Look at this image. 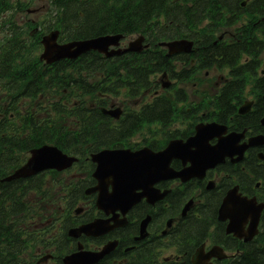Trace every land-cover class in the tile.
Segmentation results:
<instances>
[{
  "label": "trees",
  "instance_id": "16d2710c",
  "mask_svg": "<svg viewBox=\"0 0 264 264\" xmlns=\"http://www.w3.org/2000/svg\"><path fill=\"white\" fill-rule=\"evenodd\" d=\"M11 1L0 0V14L10 9ZM242 1L244 0H53L59 13L53 22L45 24L44 27L60 28L63 31L62 39L86 38L104 33L126 35L137 32L151 38L157 35L156 40L184 35L194 37L193 29L203 26L200 29L203 31L202 34L197 36V47L193 53V56L199 60V68H209L214 64L219 67L227 66L232 69L231 73L234 77L222 89L216 102H211V108L209 107L205 114H198L204 105L199 109H196V106L199 107L200 104L188 109L179 107L177 103L186 101V94L178 90L175 92L174 100L166 96L156 98L153 103L145 105L141 114L129 115L118 126L113 125V129L100 119L86 122L85 127L89 134L76 136L77 138L70 142L92 141L93 145L119 146L123 139L140 131L143 124L150 125L156 122L165 125L176 120L188 121V119H216L222 123L229 115L238 118L237 123L240 128L249 126L257 131V126L253 123L256 122L257 111L244 117L235 113L243 98L248 77H254L257 74L259 67L257 59L259 52L264 49V0H248L245 6H241ZM242 19L244 21L241 26L236 27V34L231 42L214 43L215 28H231ZM34 37L37 38V36ZM12 39L0 60V97L5 94L6 97L2 99L3 106H6V102L8 103L6 113L0 117V177L20 164L25 152L42 144L44 140H50L67 150L65 140L59 137L62 131H67L63 124L67 121L50 119L46 123L34 122V116L32 118L28 112L22 113L21 104L25 103L24 100L27 97H35L41 86L44 87L43 94L47 89H52L59 69H69L73 65L83 69L86 65H95L94 62L89 63V61L99 56L98 53L91 51L81 55L76 64L68 62L69 60L58 61L55 65L58 69L55 72L54 66L45 67L42 72L36 69L31 72L28 65L38 59L27 60L24 57L35 54V50L40 47L38 38L35 39L31 48L20 41L16 34ZM245 54L250 56V60L240 64ZM174 59L166 56L164 51L151 49L138 56L119 58V65L111 74L115 80L110 87V92L117 94L125 90L126 95H139L141 90L153 85L149 79L151 74L162 72V70H168L170 75L178 76L181 80L191 78L192 70L183 69L182 72L176 73L173 66ZM119 70L125 73L122 74ZM47 76L49 78L45 81ZM40 80L43 81L42 85H39ZM257 81L258 87L264 89V75ZM31 83L33 85L30 87ZM29 87L33 92H30ZM100 89L95 87L93 91ZM258 108L260 109L259 105L256 110ZM12 112L14 117L11 119L9 115ZM61 113L62 110L56 115L59 116ZM67 114L70 115L69 117L74 116V111ZM37 181H39L37 186L20 180L0 183V264H24L25 258L21 254L31 242L37 241L39 229L33 226L37 212L30 200L32 188L41 190L44 185L41 176ZM209 202L214 203L212 199ZM203 209L206 211V219L210 220L204 219L202 222L189 224L185 233L190 237L196 236L199 230L205 234L208 225L214 221L212 219L215 218V210L210 209L208 205ZM127 229L136 230V228L132 229L131 224ZM230 241L232 246L238 249V253L234 258L221 261L219 264H264V227L263 232L252 243L246 244L236 239ZM141 247L139 257L136 258L137 264H156L152 253L143 252L149 248V244L146 243ZM65 248H69L68 245ZM107 260L104 259L99 264H105ZM183 264H189L187 258Z\"/></svg>",
  "mask_w": 264,
  "mask_h": 264
},
{
  "label": "water",
  "instance_id": "95a60500",
  "mask_svg": "<svg viewBox=\"0 0 264 264\" xmlns=\"http://www.w3.org/2000/svg\"><path fill=\"white\" fill-rule=\"evenodd\" d=\"M55 35L53 34L50 39H45V51L42 57L50 62L60 57L76 56L80 54L84 49L95 48L101 52L107 51V46L116 42L117 37L110 39L107 37L93 39L87 43H79L73 50L69 48H63L62 46L55 45ZM138 49V46L136 47ZM216 126L213 123L211 125L198 127L197 137L203 139V142H207L212 139L213 136H219L225 131L223 127ZM239 137V136H237ZM228 145L231 144V136L229 137ZM240 138V137H239ZM189 141L185 145H179V142H175L166 150L152 153L148 149H144L140 152H129L126 150L107 151L96 154L94 160L98 162V169L95 175H99L98 190H100L98 196V205L105 213L115 212L120 210L121 213H126L133 204L139 201L140 198L148 196L150 202H155L161 195L148 194L154 192L152 186L156 181L165 179L171 175L169 170V162L172 158L178 156H184L188 151ZM229 148V147H228ZM243 151L242 148H240ZM231 152V149H230ZM236 152V151H235ZM226 151L220 153L218 156L222 157ZM230 154V153H229ZM32 159L27 164L26 168L22 169L18 175H26L30 173H36L42 168H57L61 169L71 164L72 159L63 155L56 148L43 147L33 152ZM218 158H214L216 161ZM212 166V165H211ZM111 185V190H108ZM136 188L145 189L142 193L137 194ZM239 200V199H238ZM229 201H232V197H227L225 200L220 218L222 220L229 219L230 223L227 228V232H234L237 237H244L245 240H250L256 233V226L259 222V216L262 207L257 210H253L252 207L246 208L245 211L239 210L232 213L231 208L228 207ZM243 203L247 205V201L244 199ZM251 205V204H250ZM249 205V206H250ZM224 208V209H223ZM250 221V225L247 231H243L242 227ZM142 231L146 225V219L142 222ZM89 224L71 231L73 236L78 235L81 232L85 234L96 235L101 232L109 230V227H100L97 230H92ZM107 248V247H106ZM110 248V247H109ZM112 249V248H110ZM215 249V250H214ZM213 250L203 254L201 251L195 255L193 264H209L208 260L213 257L222 258L220 249L214 248ZM106 253V252H105ZM101 253L77 251V253L68 255L64 258L65 264H92L97 262Z\"/></svg>",
  "mask_w": 264,
  "mask_h": 264
},
{
  "label": "rangeland",
  "instance_id": "374dc122",
  "mask_svg": "<svg viewBox=\"0 0 264 264\" xmlns=\"http://www.w3.org/2000/svg\"><path fill=\"white\" fill-rule=\"evenodd\" d=\"M25 1H28V0H25ZM32 5L37 7V8H39V11H37L35 13L28 14L27 17H23V15L19 13V15H17V17L18 18H25V19H31V18L42 19L43 15L49 10V7H48L46 1H44V0H42V1H34ZM1 36L2 35L0 33V38H1ZM208 77H209V79H202V82H201L202 84L201 85L194 87L195 89L198 88V92H200L201 94H203L205 91L213 90L212 87H211L212 86L211 84H214V82L216 81V77H218V76H216V73H214V72H209ZM168 80H169V78H168ZM192 87H193L192 85H189V86H187L186 89H188L190 91ZM197 95H200V94H197ZM119 97H121V96H119ZM120 99L121 98H118L117 100H120ZM130 104L132 105V103H130ZM142 131L143 132L140 135H138L137 137H133L131 142H140L142 140L143 135H145V134H146L145 136L147 138L151 137V134L146 133L148 131L147 128H144ZM63 175L64 174L61 173V174H56L55 176H58L59 178L62 179ZM47 181H48V185H46L47 189H50V188L54 189L56 187L55 185L50 184L52 181L55 182L52 174H50V175L48 174ZM56 189H58V186L56 187ZM60 198H61V195L57 194V199H60ZM63 202H64V199H62V202H60V203L63 204ZM35 203L38 204L36 201H35ZM51 205H53V204L50 202V206ZM40 209L43 210L41 204H40ZM167 253H169V251H168V249H165L163 254H167Z\"/></svg>",
  "mask_w": 264,
  "mask_h": 264
},
{
  "label": "flooded vegetation",
  "instance_id": "af4514ba",
  "mask_svg": "<svg viewBox=\"0 0 264 264\" xmlns=\"http://www.w3.org/2000/svg\"><path fill=\"white\" fill-rule=\"evenodd\" d=\"M254 113V112H253ZM260 114V109L258 110V112H257V118H258V115ZM257 118H256V120L255 121H257ZM180 165V163L178 162V163H175V166L176 167H178ZM167 184H168V181L167 182H164V183H162L161 184V186H163V187H166L167 186ZM170 185H173L172 184V182L170 183ZM173 222V221H172Z\"/></svg>",
  "mask_w": 264,
  "mask_h": 264
},
{
  "label": "bare ground",
  "instance_id": "6f19581e",
  "mask_svg": "<svg viewBox=\"0 0 264 264\" xmlns=\"http://www.w3.org/2000/svg\"><path fill=\"white\" fill-rule=\"evenodd\" d=\"M39 184V183H38Z\"/></svg>",
  "mask_w": 264,
  "mask_h": 264
}]
</instances>
